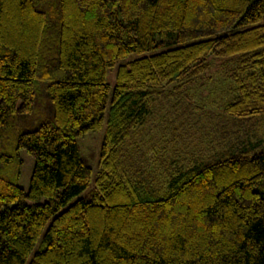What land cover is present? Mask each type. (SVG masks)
<instances>
[{
    "label": "trees",
    "instance_id": "trees-1",
    "mask_svg": "<svg viewBox=\"0 0 264 264\" xmlns=\"http://www.w3.org/2000/svg\"><path fill=\"white\" fill-rule=\"evenodd\" d=\"M212 58L233 86L216 143L130 154ZM0 264H264V0H0Z\"/></svg>",
    "mask_w": 264,
    "mask_h": 264
},
{
    "label": "rangeland",
    "instance_id": "rangeland-1",
    "mask_svg": "<svg viewBox=\"0 0 264 264\" xmlns=\"http://www.w3.org/2000/svg\"><path fill=\"white\" fill-rule=\"evenodd\" d=\"M219 61L220 59L214 60L216 64L209 68L201 84L186 86V91L180 93L184 103L182 106L178 105L175 111L167 107L164 99L151 104V112L145 114L143 122L138 124L134 130V136L128 146L130 154L134 151L142 152L147 153L146 156L149 157L153 151H157L162 160L163 157L167 159L175 155L183 158L186 152L203 153L210 145L216 143L220 138L223 124L228 120L222 112L223 102L230 98L233 88L224 69H219ZM107 81L113 86L115 69L108 70ZM170 88L171 86L167 90ZM171 102L173 103L174 100ZM187 104L190 107H187ZM229 125L230 123L227 126ZM174 130L177 135L173 134ZM101 136L102 130L87 134L80 139L81 151L87 156L94 169ZM173 137L174 141L168 140ZM20 154L24 161L18 184L26 191L34 159L25 149H21ZM153 160L156 161V166L159 165V159L153 158ZM87 191L82 195H85Z\"/></svg>",
    "mask_w": 264,
    "mask_h": 264
}]
</instances>
